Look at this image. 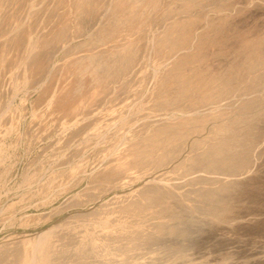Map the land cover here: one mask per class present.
Returning <instances> with one entry per match:
<instances>
[{
    "label": "rangeland",
    "instance_id": "374dc122",
    "mask_svg": "<svg viewBox=\"0 0 264 264\" xmlns=\"http://www.w3.org/2000/svg\"><path fill=\"white\" fill-rule=\"evenodd\" d=\"M33 1L29 2V6L32 10L37 8L39 16L56 11L58 4L61 7V4L69 3L68 6H62L65 10L74 8L75 2L81 9L83 6L89 8V14L93 12L92 7L95 12L89 17V22L87 20L88 25L84 23L86 31L78 32L74 40H65L67 42L64 41L66 46L63 50H57L54 55L51 51L53 57L50 56L47 62V71L50 73L42 71L36 74L37 77H33V80H41L36 84L37 88L32 90L22 86L21 89H16L11 84L12 93L7 105V109L10 107L9 112L3 122L0 119L1 128L3 125L5 128H15L10 134H0L3 153L0 155V244L11 237L29 236L34 244L31 243L32 246L38 248L37 246L40 247L46 241L43 239L50 235L54 239L53 237L60 234L57 225L63 220L73 221L75 225L80 222L77 218L81 214L85 215L91 209H97L113 198L127 194L126 192L129 194L145 180L156 179L158 181H153L156 187L149 184V187L143 186L147 190L143 191L141 205H129L122 213L127 219L139 220L136 225L134 223L128 241L105 246L100 252L88 244L89 247L85 245L86 249L80 248L81 253L77 255V249L73 248L78 247L75 241L71 244L68 242L67 246L65 244L70 248L67 250L62 245L64 240L60 243L61 240L58 239L61 247L59 244L56 247L58 242L55 243L56 246L53 244L55 247L52 246L51 251L56 249V252L50 251L49 254H53L48 255V262L56 255V260L51 261V264H264V0H74V3L73 0H48L46 4L44 0L43 3L41 0ZM104 7L108 8L106 12ZM4 9L2 6L1 10ZM9 9L10 6L7 5L6 11ZM109 10L117 12L111 13ZM107 12L108 16L104 18ZM100 21L103 22V28L99 25ZM97 22L98 24H93ZM99 26L102 31L107 29L108 34L105 35L106 31L101 33ZM91 31L95 34L94 37ZM104 35L108 38L105 39ZM3 36L0 37V44L5 42L9 32ZM105 56L109 58L106 59ZM171 56L173 57L170 58ZM140 59L139 64L137 61ZM119 64L122 68H119ZM172 65H178V74L175 75L178 77H170L168 83L163 74L168 67L173 68ZM56 66L58 67L55 68ZM59 67L68 69L72 76L76 74L78 85L73 94L75 98L72 96L71 101H63L53 108L47 107L45 103L39 105L35 99L44 84L46 87L52 83V69L58 70ZM114 75L117 79L113 78ZM6 76H1L6 81L5 85L3 80L1 83L8 88ZM88 86L90 89L97 87L100 90L101 99L98 98V104L100 102L101 107L96 105L92 108L94 113H98V118L100 116L106 122L101 129L94 130L90 126L93 134L89 131L86 135L88 130L85 134L75 131L78 130L80 118L83 116H79V112L74 113V116L72 112L79 97L90 90ZM15 90L17 91L13 92ZM172 91L174 93L171 94ZM161 94L162 98H158ZM153 97L164 101H155ZM160 103H165V106ZM107 107L109 110L114 109L115 113L112 115ZM57 111L63 112L61 117ZM115 114L118 117L115 118ZM76 119L79 121H74ZM135 124L137 128L133 127ZM131 131L132 139H128L131 141L123 138ZM74 135L77 137H73ZM66 138L69 140H65ZM117 144H120L119 148L128 144L126 147L135 149L136 163L145 161L147 166L159 163L156 175L160 176L168 170L169 174L165 175L171 179L168 177L169 180L162 181L159 177L153 179L152 175H147V178L140 181L121 184L123 186L110 184V187L115 186L113 189L107 187L104 190L103 187L100 189L101 186H95L100 189L97 199L90 200V196H85L80 200L78 196L84 190L93 193V184L100 185L94 181L93 174L104 163L95 167L94 164L103 160L105 155V158H113L112 152H115L114 147ZM212 150L217 152L213 153ZM80 159L83 160V165L77 169L75 166L80 165ZM59 176L64 178L60 185L56 184ZM52 177H56L53 178L54 181ZM54 229L58 234H52ZM16 240L14 245L10 248L8 246L9 249L6 247L0 250V258L11 249L23 248L24 244ZM35 241L37 244L41 242L40 245H36Z\"/></svg>",
    "mask_w": 264,
    "mask_h": 264
},
{
    "label": "bare ground",
    "instance_id": "6f19581e",
    "mask_svg": "<svg viewBox=\"0 0 264 264\" xmlns=\"http://www.w3.org/2000/svg\"><path fill=\"white\" fill-rule=\"evenodd\" d=\"M31 1V0H30ZM29 0H0V37H2L4 34H6V33H8L9 32V36L8 37H6L7 39L5 40V42L3 43V44H0V114L1 115H3V116H1L0 115V119H2V122L6 119V117H7V115H8V112H9V108L7 109V105H9L8 104V102L10 101V94L12 93V90H11V84H13V86H15V88L17 89V88H19L20 87V89H21V87L22 88H24V87H27V89H32V88H37L38 86H36V84H38L41 80H39L38 81V79H34L33 80V77H34V75H36L37 73H39V72H45V71H47V69H48V66H47V62L49 61V59H50V56H51V51L53 52V54L52 55H54V52L55 53H57L56 51L58 50V51H60V50H63L64 49V47L66 46V45H64L65 43H64V41L65 40H69V38H71V39H75L74 37L76 36V34H78V32H80V31H82V30H84L85 28H84V26H85V24H86V22H87V20L89 19V17L91 16V14H92V16H93V12H95L94 11V8L92 7L91 9H93V12H91V14H89V8H87V7H85V6H83L82 7V9L79 7V5H78V3H76L75 2V4L76 5H78V6H74V8L73 7H70V8H68V9H62V6L63 5H66V6H68V4L69 3H67V4H61V7L60 6H58L57 5V8H55V10L56 11H54V12H49L48 14H46L45 13V15H42V16H39V14H38V12H37V8L36 9H34L33 8V10H32V7L31 6H29V4L33 1H31L30 2ZM43 0H41V3H43L42 2ZM76 1V0H75ZM105 1V0H104ZM103 1V2H104ZM109 1H111V0H109ZM115 1V0H114ZM30 2V3H29ZM34 2V1H33ZM39 2V1H38ZM37 2V3H38ZM44 2H45V4H46V2H48V0H44ZM51 2H52V0H51ZM61 2V1H60ZM106 2H107V0H106ZM117 2V1H116ZM35 3V2H34ZM33 3V4H34ZM36 3V4H37ZM62 3V2H61ZM72 3V2H71ZM73 3H74V0H73ZM72 3V4H73ZM115 3V2H114ZM32 4V5H33ZM35 4V5H36ZM89 4H91V3H89ZM7 5L8 6H10V9L9 10H7L6 11V9H7ZM41 5V4H40ZM43 5V4H42ZM48 5H50L49 3H48ZM103 5H105V4H103ZM107 5V4H106ZM108 5H110V3L108 4ZM113 5V4H112ZM2 6H4L5 7V9L4 10H1V8H2ZM44 6V5H43ZM65 6V7H66ZM102 6V5H101ZM143 6V5H142ZM37 7V6H36ZM52 7V6H51ZM111 9H112V6H109ZM115 7V6H114ZM118 7V6H117ZM139 7V6H138ZM29 8V9H28ZM44 8V7H43ZM105 8V7H104ZM103 8V9H104ZM47 9H49V8H47ZM114 9H116V8H114ZM121 9H122V7H121ZM120 9V10H121ZM143 9V8H142ZM101 10V9H100ZM105 10H108V8H105L104 9V12H106ZM119 10V11H120ZM125 10V9H124ZM138 10V9H137ZM6 11V12H5ZM96 11H97V9H96ZM110 11V10H109ZM145 11V10H144ZM143 11V12H144ZM32 12V13H31ZM44 12V11H43ZM45 12H47V10L45 11ZM57 12V13H56ZM102 12V14H103V10L101 11ZM111 12V11H110ZM112 12H114V11H112ZM111 12V13H112ZM115 12H117V11H115ZM114 12V13H115ZM120 12H122V11H120ZM108 13L109 12H107L106 13V15H105V17L104 18H106V16H108ZM119 13V12H118ZM125 13V12H124ZM140 13V12H139ZM99 14H100V12H99ZM101 14V15H102ZM87 15V16H86ZM110 15V14H109ZM114 15V14H113ZM38 16V17H37ZM95 16H96V14H95ZM95 16H94V18L93 19H95ZM103 16V15H102ZM101 16V17H102ZM111 16V15H110ZM109 16V17H110ZM112 17V16H111ZM110 17V18H111ZM118 17V16H117ZM116 17V18H117ZM127 17V16H126ZM103 18V17H102ZM103 18V19H104ZM113 18H115V15H114V17ZM119 18V17H118ZM91 19V18H90ZM99 19V18H98ZM101 19V18H100ZM109 19V18H108ZM107 19V20H108ZM112 19V18H111ZM24 20V21H23ZM97 20V19H96ZM107 20H106V22H107ZM113 20V19H112ZM129 20H130V18H129ZM17 21H19V23L20 22H22L23 21V23L21 24H19ZM97 21H99V20H97ZM111 21V20H110ZM114 21V20H113ZM116 21V20H115ZM114 21V22H115ZM121 21V20H120ZM120 21H119V23H120ZM133 21H134V18H133ZM135 21H137V20H135ZM88 22H89V20H88ZM87 22V23H88ZM96 22V21H95ZM85 23V24H84ZM101 23H103L102 21H100V24L99 25H101ZM68 24H69V26H68ZM93 24H98V22L97 23H93ZM106 23H104V25H105ZM110 24H112V23H110ZM114 25H115V23H113ZM116 24H118V23H116ZM128 24H129V22H128ZM135 24V23H134ZM19 25V26H18ZM86 25H88V24H86ZM107 25H109V24H107ZM106 25V26H107ZM131 25V24H130ZM129 25V26H130ZM96 26H98V25H96ZM102 26V25H101ZM105 26V27H106ZM115 26H117V25H115ZM134 26V25H133ZM90 26H87V28H89ZM92 27H94V26H92ZM100 27V26H99ZM99 27H98V29H97V31L99 30ZM111 27H112V25H111ZM114 27V26H113ZM124 27V26H123ZM86 28V29H87ZM102 28H103V26H102ZM109 28H110V25H109ZM109 28H108V26H107V29L109 30ZM126 28V27H125ZM128 28V27H127ZM93 29V28H92ZM100 29H101V27H100ZM106 29V30H107ZM113 29V28H112ZM111 29V30H112ZM116 29V28H115ZM90 30V29H89ZM96 30V29H95ZM95 30L93 31L94 33H95ZM106 30H103L104 32L106 31ZM107 30V31H108ZM84 31H86V30H84ZM88 31V30H87ZM96 31V32H97ZM99 31H101V33L103 32L102 31V29L101 30H99ZM106 31V33H105V35L106 34H108V32ZM110 31V30H109ZM113 31H115V30H113ZM130 32V31H129ZM83 33V32H82ZM88 33V32H87ZM91 33H92V31H91ZM110 33V32H109ZM123 33H124V31H123ZM97 34H100V33H97ZM104 34V33H103ZM111 34H112V31H111ZM79 35H81V34H79ZM78 35V36H79ZM86 35H88V34H86ZM93 37H94V35H93V33L91 34ZM105 35H104V38H105ZM110 35V34H109ZM132 35V34H131ZM83 36V35H82ZM85 36V35H84ZM90 36V35H89ZM113 36V35H112ZM120 36V35H119ZM118 36V37H119ZM130 36V35H129ZM4 37V36H3ZM77 37V36H76ZM81 37V36H80ZM86 37V36H85ZM93 37H91L90 36V38H93ZM96 37H98V35L96 36ZM95 37V38H96ZM103 37V36H102ZM110 38H111V35L109 36ZM116 37V36H115ZM114 37V38H115ZM68 38V39H67ZM89 38V37H88ZM106 38H108L107 36H106ZM105 38V39H106ZM120 38V37H119ZM131 38H132V36H131ZM5 39V38H4ZM126 40H127V37L125 38ZM144 39V38H143ZM72 40V41H73ZM88 40V39H87ZM95 40H97V39H95ZM98 40H99V37H98ZM109 40V39H108ZM108 40H106V41H108ZM118 39L116 38V40L115 41H117ZM130 40H132V39H130ZM103 41H104V39H103ZM122 41V40H121ZM125 41V40H124ZM144 41V40H143ZM3 42V41H2ZM1 42V43H2ZM65 42H67V41H65ZM69 42V41H68ZM88 43H89V40L87 41ZM91 42L93 43V40H91ZM96 42V44H97V41H95ZM126 42V41H125ZM124 42V43H125ZM157 42V41H156ZM55 43H57V46H54V44ZM70 43V42H69ZM82 43V42H81ZM81 43H78V44H81ZM98 43H102V42H98ZM115 43V42H114ZM118 43V42H117ZM119 43H120V41H119ZM142 43V42H141ZM140 43V44H141ZM85 44H86V42H85ZM84 44V45H85ZM111 44H113V42L112 43H110V45ZM69 45V44H68ZM83 45V44H82ZM89 45V44H88ZM109 45V44H108ZM120 45V44H119ZM142 45V44H141ZM144 46H145V44H143ZM160 45V44H159ZM158 45V46H159ZM76 46H77V44H76ZM79 46V45H78ZM77 46V47H78ZM85 46H87V45H85ZM90 46H92L91 44H90ZM94 46V45H93ZM95 46H97V45H95ZM106 46H107V44H106ZM138 46V45H137ZM53 47H56V48H53ZM83 47V46H82ZM81 47V48H82ZM99 47V46H98ZM97 47V48H98ZM107 47H109V46H107ZM114 47V46H113ZM117 47V46H116ZM132 47V46H131ZM134 47V46H133ZM138 47H140V46H138ZM156 48H157V45L155 46ZM154 47V48H155ZM71 48V47H70ZM73 48H74V46H73ZM87 48V47H86ZM130 48V47H129ZM129 48H128V50H129ZM143 47L141 46V49H142ZM146 48V47H145ZM160 48H161V46H160ZM66 49H68V48H66ZM100 49H102L103 50V48H100ZM99 49V50H100ZM130 49H132V48H130ZM135 49H137V48H135ZM158 49V48H157ZM75 50V49H74ZM101 50V51H102ZM121 50V49H120ZM140 50V49H139ZM73 51V50H72ZM76 51H78V49L76 50ZM96 51H98V50H96ZM95 51V52H96ZM114 51V50H113ZM116 51V50H115ZM119 51V50H118ZM141 51V53H142V50H140ZM140 51H138V52H140ZM155 51V50H154ZM162 51H163V49H162ZM167 51V50H166ZM63 52V51H62ZM71 52V51H70ZM105 52V51H104ZM127 52V51H126ZM158 52H159V49H158ZM164 52H165V50H164ZM164 52H162L163 54H164ZM66 54H67V51L65 52ZM94 53V52H93ZM116 53V52H115ZM132 53V52H131ZM153 53V52H152ZM167 53H168V51H167ZM172 53V52H171ZM112 54V53H111ZM154 54V53H153ZM159 54V53H158ZM157 54V55H158ZM161 54V53H160ZM173 54V53H172ZM56 55V54H55ZM61 55V54H60ZM74 55V54H73ZM72 55V56H73ZM77 55V54H76ZM90 55H92V54H90ZM90 55H88V58H89V56ZM100 55H103V54H100ZM114 55V54H113ZM139 55V54H138ZM156 55V56H157ZM162 55V54H161ZM66 56V55H65ZM69 56H70V54H69ZM71 56V57H72ZM82 56V55H81ZM108 56H109V54H108ZM107 56V57H108ZM141 56V55H140ZM155 56V55H154ZM169 56V55H168ZM53 56H51V58H52ZM93 57H94V55H93ZM106 57V56H105ZM107 57H106V59H107ZM130 57H131V55H130ZM138 57V56H137ZM142 57V56H141ZM158 57V56H157ZM162 57V56H161ZM164 57H165V55H164ZM173 56H171L170 58H172ZM63 58H65V57H63ZM109 58V57H108ZM116 58H118V57H116ZM120 58V57H119ZM124 58H125V56H124ZM143 58V57H142ZM168 58V57H167ZM85 59V58H84ZM105 59V60H106ZM130 59V58H129ZM159 59V58H158ZM161 59V58H160ZM159 59V60H160ZM78 60V59H77ZM114 60V59H113ZM125 60H126V58H125ZM124 60V61H125ZM155 60V59H154ZM158 60V61H159ZM165 60H166V58H165ZM67 61H68V59H67ZM93 61H94V59H93ZM107 61V60H106ZM137 61V60H136ZM140 61H141V59L139 60V61H137V62H139V64H140ZM171 61V60H170ZM63 62H64V59H63ZM69 62V61H68ZM123 62V61H122ZM157 62V61H156ZM61 63H62V61H61ZM66 63V62H65ZM121 63V62H120ZM130 63V62H129ZM135 63V62H134ZM177 63V62H176ZM53 64V63H52ZM57 64V63H56ZM64 64V63H63ZM70 64V63H69ZM107 64V63H106ZM127 64V63H126ZM131 64V63H130ZM138 64V63H137ZM139 64L138 65H136V63H135V65L136 66H139ZM155 64V63H154ZM66 65V64H65ZM127 65H129V64H127ZM164 65V64H163ZM59 66V65H58ZM58 66H56L55 68H57ZM109 66H110V64H109ZM119 66H120V64H119ZM122 66H123V63H122ZM132 66H133V64H132ZM168 66H170V65H168ZM172 66H174V65H172ZM178 66V65H177ZM177 66H174L173 68H169L168 67V69L166 70L167 72L165 73V74H163L165 77V79H167V81H168V83H169V78L170 77H176V79H177V77L178 76H175L176 74H178V72H177ZM51 67H53V65L51 66ZM66 67H68V66H66ZM73 67V66H72ZM91 67V66H90ZM141 67V66H140ZM161 67V66H160ZM64 68V67H63ZM63 68H60L59 67V69L58 70H56V69H52V72L51 73H53L54 75H53V78L51 79V86L50 87H48L49 86V84L48 85H46V87H45V84H44V86L41 88V90H40V92H39V95L37 96V98L35 99V101L36 102H39L40 104L39 105H41V103H45L46 104V106L47 107H52L53 108V106H56V105H58L59 103L61 104V102H63V101H66V100H70V99H72L74 96H73V94L75 93V87L78 85V79H77V76H76V74H74L73 76L71 75V74H69V70L67 69V70H63ZM81 68V67H80ZM80 68H78V69H80ZM84 68V67H83ZM94 68V67H93ZM103 68H104V66H103ZM119 68H122L121 66L119 67ZM126 68H128V66H126ZM131 70H132V68L131 67H129ZM134 68V67H133ZM138 68V67H137ZM159 68V67H158ZM76 69H77V67H76ZM125 69V68H124ZM139 69V68H138ZM138 69H137V71H138ZM142 69V68H141ZM86 70V69H85ZM103 70V69H102ZM117 70V69H116ZM126 70V69H125ZM72 71V70H71ZM70 71V72H71ZM76 71V70H75ZM83 71V70H82ZM111 71V70H110ZM127 71V70H126ZM135 71V70H134ZM47 72H49V71H47ZM84 72V71H83ZM119 72V71H118ZM122 72V71H121ZM130 73H131V71H129ZM165 72V71H164ZM164 72H162V73H164ZM50 73V72H49ZM82 73V72H81ZM93 73V72H92ZM129 73V74H130ZM133 73V72H132ZM131 73V74H132ZM7 75L5 78H7V80H8V82H7V86H8V88H5V87H3V84L2 83H4V85H5V82L6 81H4L3 79H2V77H4V75ZM43 74V73H42ZM46 74H48V73H46ZM116 74H118V73H116ZM126 74V73H125ZM41 75V74H40ZM113 75V74H112ZM121 75V74H120ZM143 75V74H142ZM2 76V77H1ZM50 76H51V74H50ZM49 76V77H50ZM107 76H109V75H107ZM118 76V75H117ZM116 76V77H117ZM125 76V75H124ZM36 77H37V75H36ZM88 77V76H87ZM99 77V76H98ZM110 77V76H109ZM12 78H14V79H12ZM39 78V77H38ZM111 78V77H110ZM114 79H117V78H115V75H114V77H113ZM122 78H124V77H122ZM153 78H154V76H153ZM159 78V77H158ZM162 78V77H161ZM163 78V79H164ZM42 79V78H41ZM48 79V78H47ZM46 78H45V80H47ZM102 79V78H101ZM109 79V78H108ZM142 79V78H141ZM173 79V78H172ZM171 79V80H172ZM175 79V80H176ZM1 80H3L4 82H2L1 83ZM49 80V79H48ZM103 80V79H102ZM112 80V79H111ZM110 80V81H111ZM131 80V79H130ZM145 80V79H144ZM148 80V79H147ZM146 80V81H147ZM162 80V79H161ZM170 80V81H171ZM94 81V80H93ZM143 81V80H142ZM149 81V80H148ZM158 81V80H157ZM162 81H164V80H162ZM83 82V81H82ZM104 82V81H103ZM120 82V81H119ZM123 82V81H122ZM125 82V81H124ZM123 82V83H124ZM141 82V81H140ZM159 82V81H158ZM92 83V82H91ZM162 83V82H161ZM161 83H159L160 85H161ZM166 83V82H165ZM164 83V84H165ZM168 83H167V85H168ZM170 83H172V82H170ZM177 83V82H176ZM114 84V83H113ZM125 84V83H124ZM147 84V83H146ZM172 84H174V83H172ZM43 85V84H42ZM119 85V84H118ZM117 85V86H118ZM6 86V87H7ZM30 86V87H29ZM129 86H131L130 84H129ZM174 86V85H173ZM29 87V88H28ZM90 86H88V89H90L89 88ZM135 87V86H134ZM152 87V86H151ZM159 87V86H158ZM158 87H156V88H158ZM162 87H164V86H162ZM166 87H168V86H166ZM165 87V88H166ZM174 87H176V86H174ZM81 88H82V86H81ZM80 88V89H81ZM111 88H113V85H112V87ZM110 88V89H111ZM120 88V87H119ZM119 88H117V89H119ZM124 88V87H123ZM165 88H164V90H165ZM170 88V87H169ZM168 88V89H169ZM172 88L173 87H171V90H172ZM101 89V88H100ZM116 89V88H115ZM163 89V88H162ZM167 89V90H168ZM174 89V88H173ZM11 90V91H10ZM33 90V89H32ZM153 90V89H152ZM156 90V89H155ZM163 90V91H164ZM171 90H168L169 92L171 91ZM17 90H15V91H13V92H16ZM107 91H108V89H107ZM112 91H113V89H112ZM115 91V90H114ZM113 91V92H114ZM131 91V90H130ZM133 91V90H132ZM174 91H175V89H174ZM85 92H86V89H85ZM105 92V91H104ZM112 92V93H113ZM165 92V91H164ZM26 93V92H25ZM102 93V92H101ZM110 93V92H109ZM138 93V92H137ZM156 93V92H155ZM172 93H174L173 91L171 92V94ZM27 94V93H26ZM104 94V93H103ZM106 94V93H105ZM27 95H29V93L27 94ZM76 95H78V94H76ZM153 95V94H152ZM157 95H159V94H157ZM167 95V94H166ZM73 96V97H72ZM104 96V95H103ZM102 96V97H103ZM107 96V95H106ZM112 96V95H111ZM171 97H172V99H173V95H170ZM169 96V97H170ZM77 97V96H76ZM100 97V90L97 88V87H92L88 92H86L83 96H80L79 97V100H78V104H77V106H76V104H75V106H73L74 107V111L72 112L73 113V115H74V113L76 114V113H78L79 112V116H83L82 117V119H83V121H81L82 119L80 118V123H79V126H78V130H75V131H78V133L80 134V133H82V132H84L83 134H85V131H87L86 132V135H87V133L90 131L91 132V130H90V126H91V128H94V130H97V129H101V127H103V125H104V123L106 122H103L101 119H100V116H99V118H98V113L96 112V113H94V110H93V106H96V105H98V106H100L99 104H100V102H99V104H98V101H99V98ZM139 97V96H138ZM156 97V96H155ZM155 97H153L154 99H156L155 101H157L158 99L157 98H155ZM159 97H161L162 98V94H161V96H158V98ZM167 97H168V95H167ZM75 98V97H74ZM109 98H110V96H109ZM131 98V97H130ZM152 98V99H153ZM163 98H164V94H163ZM22 99V98H21ZM26 99V98H25ZM100 99H101V97H100ZM103 100H104V97L102 98ZM106 99V98H105ZM108 99V98H107ZM114 99V98H113ZM149 99H151V97L149 98ZM149 99H148V101H149ZM170 99V98H169ZM109 100V99H108ZM107 100V101H108ZM112 100V99H111ZM138 100V99H137ZM142 100V99H141ZM159 100H162V99H159ZM158 100V101H159ZM168 100V99H167ZM167 100H165L166 102H167ZM177 100V99H176ZM175 100V101H176ZM71 101V100H70ZM154 101V100H153ZM164 100H162V101H160V102H163ZM173 101H174V99H173ZM173 101H171L170 103L172 104V102ZM174 101V102H175ZM104 102H105V100H104ZM124 102V101H123ZM151 102V101H150ZM169 102V101H168ZM177 102V101H176ZM33 103V102H32ZM152 103H154V102H152ZM151 103V104H152ZM159 103V102H158ZM38 104V103H37ZM45 104H43V107H44V105ZM102 104V103H101ZM121 104V103H120ZM127 104V103H126ZM162 103H160V105H161ZM165 104V103H164ZM164 104H162V105H164ZM171 104H166V105H171ZM139 105H140V103H139ZM139 105H137V106H139ZM158 105V104H157ZM160 105H158V106H160ZM32 106H36V105H33L32 104ZM38 106V105H37ZM97 106V107H98ZM120 106V105H119ZM143 106V105H142ZM165 106V105H164ZM163 106V107H164ZM172 106V105H171ZM173 106H174V104H173ZM72 107V106H71ZM101 107V106H100ZM111 107V106H110ZM152 108H153V106H151ZM154 107H155V105H154ZM162 107V108H163ZM167 107H169V106H167ZM175 107V106H174ZM1 108H2V110H1ZM35 108V107H34ZM58 108V107H57ZM99 108V107H98ZM108 108V107H107ZM156 108V107H155ZM6 109H7V111H6ZM46 109V108H45ZM135 109V108H134ZM148 109H149V106H148ZM147 109V110H148ZM36 109H34L32 112H33V116H35L36 115V111H35ZM55 110H57V109H55ZM73 110V109H72ZM109 112H111L112 113V115L115 113L114 112V109H110L109 110V108L107 109ZM107 110H105V111H107ZM117 110V109H116ZM115 110V111H116ZM143 110V109H142ZM161 110V109H160ZM168 110H170V109H168ZM6 111V113L5 114H3L4 112ZM23 111V110H22ZM26 111V110H25ZM49 111H50V109H49ZM67 111V110H66ZM66 111H64V112H66ZM68 111H69V109H68ZM67 111V112H68ZM77 111V112H76ZM96 111H97V109H96ZM99 111V110H98ZM127 111H128V109H127ZM144 111V110H143ZM146 111V110H145ZM150 111H151V108H150ZM11 112V111H10ZM52 112V111H51ZM51 112H49V113H51ZM57 112H59V111H57ZM62 112V111H61ZM61 112H59L60 113V117H61ZM66 112V113H67ZM118 112H120V111H118ZM117 112V113H118ZM140 112V111H139ZM148 112V111H147ZM155 112H157V111H155ZM15 113V112H14ZM25 113V112H24ZM63 113V112H62ZM71 113V114H72ZM110 113V114H111ZM142 113H144V112H142ZM151 113V112H150ZM159 113V112H158ZM161 113V112H160ZM166 113V112H165ZM7 114V115H6ZM47 114V113H46ZM105 114V113H104ZM108 114V113H107ZM106 114V115H107ZM147 114V113H146ZM157 114V113H156ZM14 115V114H13ZM18 115V114H17ZM38 115V114H37ZM52 115V114H51ZM111 115V116H112ZM133 115V114H132ZM149 115V114H148ZM147 115V116H148ZM158 115V114H157ZM161 115V114H160ZM72 116V115H71ZM70 116V117H71ZM74 116H76V115H74ZM109 116V115H108ZM107 116V117H108ZM140 116H141V114H140ZM60 117L58 118V120L60 119ZM67 117V116H66ZM69 117V118H70ZM89 117H91V119H87V118H89ZM102 117V116H101ZM116 117H118V116H116V114H115V118ZM138 117V116H137ZM144 117H146V116H144ZM16 118V117H15ZM18 118V117H17ZM47 118V117H46ZM55 118V117H54ZM106 118V117H105ZM115 118H113L112 117V119H115ZM51 119H53V117L51 118ZM57 119V118H56ZM63 119H64V117H63ZM63 119H61V120H63ZM118 119V118H117ZM37 120V119H36ZM66 120V119H65ZM89 122H88V121ZM1 121V120H0ZM70 121H72L71 120V118H70ZM74 121H76V122H78L77 121V119L76 120H74ZM73 121V122H74ZM111 121V120H110ZM123 121V120H122ZM135 121V120H134ZM9 122V121H8ZM75 122V123H76ZM87 122H88V124H87ZM6 123H7V121H6ZM67 123V122H66ZM65 123V124H66ZM129 123V122H128ZM133 123V122H132ZM173 123V122H172ZM5 124V123H4ZM14 124V123H13ZM58 124H60V123H58ZM74 124V123H73ZM109 124V123H108ZM139 124V123H138ZM144 124V123H143ZM150 124V123H149ZM72 125V124H71ZM171 125H173V124H171ZM64 126V125H63ZM62 126V127H63ZM67 126H68V123H67ZM69 126H70V124H69ZM127 126V125H126ZM12 127V126H11ZM16 127V126H15ZM71 127V126H70ZM73 127V126H72ZM71 127V128H72ZM133 127H136L137 128V124H135V126H133ZM13 128V129H12ZM12 128H9V127H6L5 128V126L3 125L2 126V128L0 127V134H5V135H7V134H10L9 132L11 131V130H13V132L15 131V128H14V126L12 127ZM140 128V127H139ZM70 129V128H69ZM77 129V128H76ZM103 129V128H102ZM133 130H134V128H132ZM93 130V129H92ZM124 130V129H123ZM131 130V129H130ZM136 131L138 130V129H135ZM66 131H69V130H67V128H66ZM65 131V132H66ZM74 131V130H73ZM73 131H71V132H73ZM104 131V130H103ZM139 131V130H138ZM5 132V133H4ZM70 132V133H71ZM99 132V131H98ZM159 132V131H158ZM67 133V132H66ZM74 133V132H73ZM73 133H71V134H73ZM77 133V132H76ZM77 133V134H78ZM92 133V132H91ZM130 134H126V135H124V137L123 138H125L126 140H128V139H132V137H131V133H132V131L131 132H129ZM134 133V132H133ZM67 134H69V133H67ZM93 134V133H92ZM95 134V133H94ZM108 134H110V133H108ZM58 135V134H57ZM65 135V134H64ZM76 135V134H75ZM73 136V137H77V136ZM19 136V135H18ZM37 136V135H36ZM49 136V135H48ZM61 136V135H60ZM85 136V135H84ZM122 136V135H121ZM155 136V135H154ZM64 137H66V136H64ZM70 137V136H69ZM106 137V136H105ZM131 137V138H130ZM149 137H151V135H149ZM87 138V137H86ZM122 138V139H123ZM135 138V137H134ZM149 139V138H148ZM156 139V138H155ZM65 140H69V139H65ZM62 141V140H61ZM72 141V140H71ZM124 141V140H123ZM128 141H131V140H128ZM57 142H58V140H57ZM122 142V141H121ZM134 142V141H133ZM141 142V141H140ZM158 142V141H157ZM52 143V142H51ZM60 144H61V142H59ZM64 143V142H63ZM72 143V142H71ZM86 143V142H85ZM168 143V142H167ZM125 144V143H124ZM132 144V143H131ZM51 145V144H50ZM57 145H59V144H57ZM118 145H120V144H117L115 147H114V149H115V152L113 151L112 152V154H114V156H113V158H110V159H108V158H105L106 157V155H105V157L103 158V160H101L100 162H97L96 164H94V167L96 166V165H98V164H101V163H104V165H102V167L101 168H97V169H95V173L93 174L94 175V181L95 182H97V183H99L100 185H94L93 184V186H91V185H89V186H91V187H93L95 190L93 191V193H91V192H89L87 189V191L88 192H86L85 190L83 191L84 193H82V195H80V196H78V198L81 200L82 198H84L85 196H90L89 197V199L91 200V199H97L100 195V189L102 188V189H104V188H107V187H110V184H112V185H114V184H116V186L118 185V186H120L121 184H127V183H131V182H137V181H140V180H142V179H145V178H147V175L149 176H151V177H153V179H155V178H158L159 177V179H162V181L164 180V181H166V180H169V176H166L165 174H169L167 171L164 173V174H161L160 176H158V175H156V171H157V169H159L158 167H159V163H157V162H153L154 164H152V166H147V162H145V161H143V162H139V163H136V162H134V155H135V149H132V147L131 146H129V147H118ZM48 146V145H47ZM217 146H218V144H217ZM54 147V146H53ZM219 147V146H218ZM217 147V148H218ZM106 148V147H105ZM148 148V147H147ZM224 148V147H223ZM220 149V148H219ZM218 149V150H219ZM227 148L225 147V149L224 150H226ZM82 150V149H81ZM221 150H222V148H221ZM78 151V150H77ZM112 151V150H111ZM162 151V150H161ZM170 151H172V150H170ZM169 151V152H170ZM213 151V150H212ZM223 151V150H222ZM216 153L217 151L216 150H214L213 151V153ZM79 153V152H78ZM149 153V152H148ZM153 153V152H152ZM151 153V154H152ZM220 153V152H219ZM219 153H218V155H219ZM1 154H3L2 153V151H1V146H0V155ZM69 154V153H68ZM141 154V153H140ZM139 154V155H140ZM155 154V153H154ZM160 154V153H159ZM158 154V155H159ZM171 154V153H170ZM101 155V154H100ZM216 155V154H215ZM3 156V155H2ZM1 156V157H2ZM217 156V155H216ZM112 157V156H111ZM161 156H159V158H160ZM165 157V156H164ZM3 158V157H2ZM7 158V157H6ZM70 158V157H69ZM95 158V157H94ZM102 158V157H101ZM137 158V157H136ZM151 158V157H150ZM8 159V158H7ZM98 159V158H97ZM161 159V158H160ZM100 160V159H99ZM99 160H97V161H99ZM162 160V159H161ZM46 161V160H45ZM70 161V160H69ZM96 161V160H95ZM137 161V160H136ZM147 161V160H146ZM160 161V160H159ZM79 162H80V165H78L79 164ZM79 162H78V166H75V167H77V169H78V167L79 166H82L83 164H81V163H83V160L81 161V159L79 160ZM86 162V161H85ZM136 163V164H135ZM160 163H162V162H160ZM85 164V163H84ZM57 165V164H56ZM151 165V164H150ZM2 166V165H1ZM85 166V165H84ZM165 166V165H164ZM42 167V166H41ZM2 168V167H1ZM79 168H81V167H79ZM85 168V167H84ZM74 169V168H73ZM76 169V168H75ZM164 169V168H163ZM72 170V169H71ZM74 171V170H73ZM162 171V170H161ZM62 172V171H61ZM72 172V171H71ZM159 172H160V170H159ZM163 172V171H162ZM170 172V171H169ZM51 173V172H50ZM24 174V173H23ZM95 174H96V176H95ZM61 175V174H60ZM23 176V175H22ZM50 177V176H49ZM57 177V176H56ZM56 177H52V179L53 178H56ZM60 177V176H59ZM70 177V176H69ZM72 177V176H71ZM169 177V178H168ZM51 178V177H50ZM173 178V177H172ZM48 179V178H47ZM51 179V180H52ZM64 178H62V177H60V178H58V181L56 182V184H58V185H60V182L63 180ZM90 179V178H89ZM171 179V178H170ZM53 181H54V179H53ZM56 181V180H55ZM93 181V180H92ZM93 181V182H94ZM153 181H158V180H153ZM153 181H142L143 182V184L142 185H137L135 188H134V190H132V192H129V194H128V192H126L127 194H125V195H122V196H119V197H115V198H113V200H111V201H109V202H107V203H105V204H103L102 206H100V207H98L96 210L95 209H91L92 210V212H91V210L90 211H88L87 212V214H81L77 219H80V222L78 223L77 222V224H75V225H73L75 222H73V221H69V220H63V222L62 223H60L59 225H57V226H59V233L60 234H58V231H56V229H54V232H52V234H54L55 232L59 235H56V233L54 234V235H56V238L55 237H53L54 239H55V241H54V239H52V238H50L51 237V235H50V237L48 238H46V239H43V241L44 240H46V241H42L43 243H41V242H39L38 244L40 245V243H41V245H40V247L39 246H37L38 248H36V246L35 247H33L32 246V242H31V240H32V238L31 237H29V236H20V237H14V238H8L6 241H1V244H0V250L1 249H3V248H6L7 247V249H9L10 248V246H12V245H14L13 243L15 242V240L17 239L18 241H20V242H22L24 245H22L23 246V248H20V249H11V250H9V251H7L6 252V255H2L1 257L2 258H0V264H45L46 262H48L49 261V256L48 255H50L49 253H50V251L52 250L51 248H52V246H53V244L55 245V243L56 242H58V243H56V247L58 248V244H59V240L58 239H60L61 241H60V243L61 242H63V240H64V243H62V245H64L65 246V244H66V246L68 245V242H70L69 244H71V242L72 241H75V243L78 245V247L77 246H75V247H73L75 250L77 249V251L78 252H76L77 253V255H78V253H81V250H80V248H85V245H87L88 246V244L89 245H91V247L92 248H96V249H98V251L100 252V250H102L101 248H103V247H105V246H108V245H112V244H115V243H118V242H120L121 243V241H128L129 239H130V235H132L131 234V229H132V227H133V225H134V223H135V225H136V222L137 221H139V220H137V219H127V217H126V215H123L122 213L124 212V209H125V207H128L129 205H137V204H139V205H141V196H142V194H143V191L144 190H147V189H144L143 188V186H148L147 184H149V185H153V187L155 186L154 184H153ZM26 182V181H25ZM27 182H29V181H27ZM91 182V181H90ZM142 182H140V183H142ZM177 182V181H176ZM47 183H48V181H47ZM51 183H52V181H51ZM51 183H50V185H51ZM54 184H55V182H53ZM54 184H53V186H54ZM55 184V185H56ZM139 184V183H138ZM159 184V183H158ZM44 185V184H43ZM50 185H48L47 187L49 188L50 187ZM74 186V185H73ZM95 186H101L100 187V189L98 190V187L96 188ZM121 186H123V185H121ZM158 186V185H157ZM163 186V185H162ZM51 187H52V185H51ZM112 187V186H111ZM111 187H110V189H111ZM113 187H115V186H113ZM113 187H112V189H113ZM149 187V186H148ZM156 187V186H155ZM159 187H161V186H159ZM159 187H157L158 189H159ZM87 188V187H86ZM90 188V187H89ZM92 188V189H93ZM109 189V188H108ZM107 189V190H108ZM149 190H150V188H148ZM154 188H152V190H153ZM156 189V188H155ZM160 189H162V187L160 188ZM159 189V190H160ZM165 189V188H164ZM42 190L44 191V189L42 188ZM105 190V189H104ZM106 190V191H107ZM131 191V190H130ZM154 191H156V190H154ZM124 193H125V191H124ZM123 193V194H124ZM151 193V192H150ZM171 193V192H170ZM173 193V192H172ZM99 195V196H98ZM27 197V196H26ZM25 197V198H26ZM97 197V198H96ZM86 199L88 200V197H86ZM85 199V200H86ZM112 199V198H111ZM80 200H77V197H76V201H80ZM86 200V201H87ZM73 201V200H72ZM71 202V201H70ZM75 202V201H74ZM85 202V201H84ZM143 203V202H142ZM12 204V203H11ZM10 204V205H11ZM70 204V203H69ZM72 204H74V203H72ZM76 204V203H75ZM13 205V204H12ZM142 206H143V204H142ZM145 206V205H144ZM11 207V206H10ZM138 207V206H137ZM9 208V207H8ZM137 209V208H136ZM5 210H6V208H5ZM145 210H147V207H146V209ZM85 213V212H84ZM50 214V213H49ZM128 214V213H127ZM77 216V215H76ZM75 217V216H74ZM69 219V218H68ZM74 219V218H73ZM141 219V218H140ZM147 221V220H146ZM21 224V223H20ZM147 225V224H146ZM19 226V225H18ZM56 226V225H55ZM56 226V227H57ZM135 228V227H134ZM133 228V229H134ZM52 231V230H51ZM40 233H42V232H40ZM51 233V232H50ZM132 233H134V232H132ZM24 235V234H23ZM43 236H44V234H42ZM47 235V234H46ZM33 236V235H32ZM43 236L41 237V238H43ZM34 238V237H33ZM16 240V242H18ZM35 240H36V238H35ZM39 240V239H38ZM34 241V240H33ZM32 243V244H31ZM35 243H36V241H35ZM74 243V242H73ZM16 244V243H15ZM37 243H36V245H38ZM20 245V244H19ZM34 245V244H33ZM8 246H9V248H8ZM55 246H53V247H55ZM59 246H60V244H59ZM64 246H62L63 248H64ZM65 246V247H66ZM82 246V247H81ZM126 246V245H125ZM61 247V246H60ZM68 247H70V245L68 246ZM89 247V246H88ZM87 247V248H88ZM117 247V246H116ZM119 247V246H118ZM121 247V246H120ZM11 248H14V247H11ZM67 248V247H66ZM62 249V248H61ZM86 249V248H85ZM5 250V249H4ZM56 250V249H55ZM54 250V251H55ZM58 250H60V249H58ZM63 250V249H62ZM67 250H70V248L68 249L67 248ZM75 250H73V252H75ZM128 250V249H127ZM132 250V249H131ZM54 251H51V252H54ZM71 251H72V248H71ZM86 251V250H85ZM56 252V251H55ZM65 252V251H64ZM95 252H96V250H95ZM53 254V253H52ZM51 254V255H52ZM59 254V253H58ZM57 254V255H58ZM92 254V253H91ZM98 254V253H97ZM50 255V256H51ZM66 255V254H65ZM100 255V254H99ZM55 256V260H56V255H54ZM61 256H63V254L61 255ZM72 256H73V253H72ZM84 256V255H83ZM101 256V255H100ZM75 257V256H74ZM81 257V256H80ZM53 258V257H52ZM59 258H60V256H59ZM61 258H63V257H61ZM70 258V257H69ZM51 260V261H55V260ZM105 259V258H104ZM63 260V259H62ZM61 260V261H62ZM50 261V262H51ZM68 261V260H67ZM89 261V260H88ZM50 262H48L49 264H51ZM111 262V261H110ZM47 263V264H48ZM63 263H65V262H63ZM76 263H77V261H76ZM87 263V262H86ZM106 263V262H105ZM137 263V262H136ZM54 264V263H53ZM57 264V263H56ZM79 264V263H78Z\"/></svg>",
    "mask_w": 264,
    "mask_h": 264
}]
</instances>
